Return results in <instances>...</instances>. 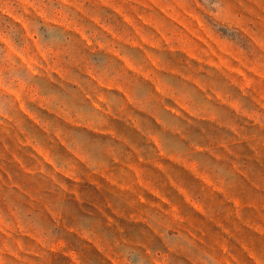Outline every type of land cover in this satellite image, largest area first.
<instances>
[{"label": "rangeland", "instance_id": "obj_1", "mask_svg": "<svg viewBox=\"0 0 264 264\" xmlns=\"http://www.w3.org/2000/svg\"><path fill=\"white\" fill-rule=\"evenodd\" d=\"M0 264H264V0H0Z\"/></svg>", "mask_w": 264, "mask_h": 264}]
</instances>
